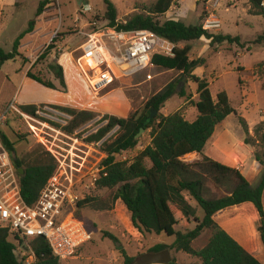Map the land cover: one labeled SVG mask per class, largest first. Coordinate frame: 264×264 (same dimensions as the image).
Returning <instances> with one entry per match:
<instances>
[{
	"label": "rangeland",
	"instance_id": "obj_1",
	"mask_svg": "<svg viewBox=\"0 0 264 264\" xmlns=\"http://www.w3.org/2000/svg\"><path fill=\"white\" fill-rule=\"evenodd\" d=\"M41 1L43 0H0V47L5 50L10 51L15 39L27 28L29 21L33 18L36 20L34 32L26 35L21 41V56L5 62L0 69V113L5 112L12 103L19 107V102L40 100L45 102L38 104L93 111L99 117L71 136L79 139L77 147L89 156V160H104L107 153L103 143L111 142L118 132L117 129L112 131L102 144L87 142V137L103 125L97 121L105 115L129 117L141 110L149 98L167 84L179 79L180 73L154 66L132 77L123 78L98 94L93 93L74 59L78 55L77 48L84 40V32L91 31L95 25H109L105 0H51L43 14L36 18ZM156 1L111 0L117 11L118 23L125 22ZM252 5L250 0H219L217 3L214 0H175L160 20L174 19L187 25H199L204 24L209 14L214 13L222 21L221 31L215 33L223 32L241 37L243 45L225 42L207 46L208 39L202 37L191 43L182 42L178 46L182 48L189 44L192 59L207 60L206 65L195 73L209 80L215 99L220 91H226L230 104L236 110V114H231L216 127L205 147V154L223 163L238 166L247 179L255 183L261 172V166L256 163L254 154L262 151L255 129L264 122V45H253L251 41L263 32L264 15L250 14ZM164 46L169 50L171 48L168 44ZM158 50L162 51L161 48ZM56 63L64 65L67 83L65 92L46 88L32 79L26 81V74L30 70L34 75L52 81L60 88L51 68V65ZM149 74L152 75L151 79L147 78ZM178 89L185 90L186 95H174L161 111L166 116L180 111L186 120L193 122L198 116L195 106L199 99L197 86L184 78ZM6 117L1 132L15 143L16 154L25 164L32 163L29 153L34 149L40 148L49 152L43 143L42 131L56 137L53 130L38 124V129H32L27 119L15 113ZM241 119L246 121L254 145L245 144L246 135ZM58 130L62 131L60 125ZM61 139L67 140L58 134V143ZM138 139L137 147L116 154L115 160L131 163L151 143L149 131L142 132ZM196 158L197 156L192 154L186 156L185 160ZM146 164L151 165L149 160ZM208 186L213 195H225L223 188L216 189L211 182ZM115 191L116 189L96 187L90 193L84 194V198L93 197L96 201L81 209L76 207L74 215L92 233V238L78 248L71 258L61 260L60 264H125L122 254L124 250L128 256L134 258L133 264H141L140 255L149 252L154 245H171L174 242V237L140 232L133 225L131 212L125 204L121 200L112 203L111 196ZM101 200H106L111 208L100 209L103 206ZM228 211L231 213L227 226L230 235L264 264V247L257 231L263 217L251 203L230 208ZM176 229L184 230V226H178ZM110 235L117 239H112ZM210 235V231L202 233L193 242L194 248L201 249L205 246ZM11 241L15 243L13 238ZM171 251L176 264H202L197 257L175 249Z\"/></svg>",
	"mask_w": 264,
	"mask_h": 264
},
{
	"label": "trees",
	"instance_id": "obj_2",
	"mask_svg": "<svg viewBox=\"0 0 264 264\" xmlns=\"http://www.w3.org/2000/svg\"><path fill=\"white\" fill-rule=\"evenodd\" d=\"M174 1L157 0L152 6L132 15L125 22L118 23L115 6L111 0H105L110 26L118 25L121 30H152L174 45L171 55L156 53L153 64L160 69L175 70L180 73V76L179 79L171 81L150 97L141 110H137L129 117L105 115L97 121L103 125L87 137V142L98 143L115 129L118 132L111 142L103 143L107 153L106 159L103 160L107 176L100 179L97 187L116 189L111 196L112 203L121 200L125 204L131 212L133 225L140 232L175 238L171 245L159 243L149 252L175 249L199 258L202 264H263L226 232L215 221L214 216L231 207L246 203L253 204L259 215L263 217L257 231L264 247V122L255 129L262 147V151L254 154L255 160L261 166L257 182H250L240 169L206 155L205 147L216 127L231 114H236V110L230 104L226 91H220L215 99L209 80L195 73L198 68L206 65L207 60L192 59L189 44L182 48L178 46L182 42L191 43L202 37L210 40L211 46L225 42L243 45L241 37L205 30L203 24L187 25L174 19L161 21L160 17L170 10ZM250 1L253 5L249 13L264 15V0ZM49 3L51 0H43L39 3L36 18L43 14ZM35 26L36 20L33 18L29 21L27 28L17 36L10 51L0 47V69L5 62L21 56V41L26 35L34 32ZM251 44L264 45V31L251 41ZM51 68L60 83V88L54 82L34 75L30 70L26 76L46 88L65 92L67 83L63 66L56 63L51 65ZM184 78L197 86L199 99L195 106L198 116L193 122L186 120L180 111L167 116L161 111L165 103L174 95H186L185 90L178 89L179 83ZM37 106V104L19 105L21 110L29 114H34ZM53 106L71 117L67 125L62 127V130L70 135L76 134L83 126L99 117L93 111ZM153 111H155L154 115H152ZM241 123L246 135L245 144L254 145L255 142L249 134L246 121L241 119ZM142 128L149 131L151 143L131 163L117 162L116 154L137 147L139 139L136 136ZM1 137L12 156V163L16 170L20 168L25 170L23 175H19L21 194L24 200L32 205L54 173L55 159L49 152L38 148L29 153L32 163L27 165L17 156L15 143L10 141L3 132ZM192 154H195L197 158L191 161L185 160L186 156ZM147 160L150 161V166H147ZM210 182L216 189L223 188L225 195L222 197L213 195L208 186ZM94 201L96 199L93 197H86L78 203L77 208L89 206ZM101 202L103 206L100 209L111 208L106 200ZM178 226H184V230H177ZM205 231L211 232L208 242L201 249H195L193 242ZM110 236L114 240L117 239L113 235ZM26 243L35 250L37 260L34 264H60L59 258L54 255L44 238H26L25 241H21L23 248ZM16 250V246L9 240L8 230L0 229V264H24ZM122 254L125 264L134 263V258L128 256L125 250ZM170 264H176L174 258Z\"/></svg>",
	"mask_w": 264,
	"mask_h": 264
},
{
	"label": "built area",
	"instance_id": "obj_3",
	"mask_svg": "<svg viewBox=\"0 0 264 264\" xmlns=\"http://www.w3.org/2000/svg\"><path fill=\"white\" fill-rule=\"evenodd\" d=\"M214 1L217 3L219 0ZM203 28L220 30L222 21L211 13ZM83 35L84 40L77 48L78 55L74 60L95 94L123 78L154 67L156 53L172 54V50L164 46L168 41L148 29L121 30L118 25H95ZM147 78L151 79L152 75ZM10 113L23 116L32 129H38V124L56 133L55 137L42 131L43 143L55 159L56 168L34 204H28L21 194L19 173L0 132V229L8 230L9 240L12 242L11 238L14 239L15 243H12L17 248L16 253L24 264H34L37 260L30 244L26 243L24 248L21 245V241L31 237L44 238L59 261L69 259L92 238V233L74 215V209L86 193H90L100 179L107 176L106 166L103 160L94 163L89 160V156L77 147V137L58 130V125H67L71 117L52 104H38L35 113L29 114L12 103L0 113V128ZM58 134L67 140L61 139L58 143Z\"/></svg>",
	"mask_w": 264,
	"mask_h": 264
},
{
	"label": "water",
	"instance_id": "obj_4",
	"mask_svg": "<svg viewBox=\"0 0 264 264\" xmlns=\"http://www.w3.org/2000/svg\"><path fill=\"white\" fill-rule=\"evenodd\" d=\"M168 45L171 47L170 50L174 48V45L171 43H168ZM187 79V78H185ZM155 114V111L152 112V115ZM145 130L142 128L136 138H138L142 132ZM19 175H23L25 173V170L20 168L18 169ZM139 261L141 264H170L173 261L172 251L170 249H165L159 252H147L139 257Z\"/></svg>",
	"mask_w": 264,
	"mask_h": 264
},
{
	"label": "crops",
	"instance_id": "obj_5",
	"mask_svg": "<svg viewBox=\"0 0 264 264\" xmlns=\"http://www.w3.org/2000/svg\"><path fill=\"white\" fill-rule=\"evenodd\" d=\"M263 5H264V2H263ZM250 10V9H249ZM216 31H221V30H214V32H216ZM264 31V30H263ZM223 33V32H222ZM225 34V33H224ZM207 41H209V43H208V45L207 46H209V44H210V40H207ZM64 66V65H63ZM64 68V67H63ZM198 70H199V68H198ZM65 72V71H64ZM196 72H197V70H196ZM26 79V81L27 80H31V79H29V78H25ZM56 84V83H55ZM41 85V84H40ZM53 90V89H52ZM42 102H45L44 100H40V101H28V102H19V104H38V103H42ZM256 163H258V162H256ZM225 164H227V165H229V166H231V167H234L233 165H231V164H229V163H225ZM235 168H238V169H240L238 166H236ZM243 173V172H242ZM244 174V173H243ZM247 178V177H246ZM247 204V203H246ZM235 207H237V206H235ZM231 208H233V207H231ZM228 209H230V208H228ZM228 209H225V210H222V211H220V212H218L217 214H215V216H214V219H215V221L226 231V232H228L229 234H230V231L228 230V228H227V226H228V224H229V220L228 219H230V218H228V216H230L231 215V213H229V211H228Z\"/></svg>",
	"mask_w": 264,
	"mask_h": 264
}]
</instances>
